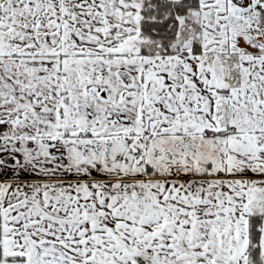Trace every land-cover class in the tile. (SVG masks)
<instances>
[{
  "label": "snow or ice",
  "instance_id": "obj_1",
  "mask_svg": "<svg viewBox=\"0 0 264 264\" xmlns=\"http://www.w3.org/2000/svg\"><path fill=\"white\" fill-rule=\"evenodd\" d=\"M0 264H264V0H0Z\"/></svg>",
  "mask_w": 264,
  "mask_h": 264
}]
</instances>
